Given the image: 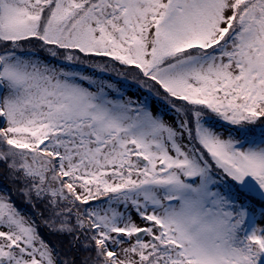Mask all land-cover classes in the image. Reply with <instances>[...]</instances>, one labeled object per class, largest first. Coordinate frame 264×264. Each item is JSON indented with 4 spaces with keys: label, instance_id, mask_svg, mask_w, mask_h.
<instances>
[{
    "label": "snow or ice",
    "instance_id": "obj_1",
    "mask_svg": "<svg viewBox=\"0 0 264 264\" xmlns=\"http://www.w3.org/2000/svg\"><path fill=\"white\" fill-rule=\"evenodd\" d=\"M0 264H264V0H0Z\"/></svg>",
    "mask_w": 264,
    "mask_h": 264
},
{
    "label": "rangeland",
    "instance_id": "obj_2",
    "mask_svg": "<svg viewBox=\"0 0 264 264\" xmlns=\"http://www.w3.org/2000/svg\"><path fill=\"white\" fill-rule=\"evenodd\" d=\"M133 91H135V89H133ZM161 111H164V109L162 108ZM134 219H136V217H133Z\"/></svg>",
    "mask_w": 264,
    "mask_h": 264
}]
</instances>
